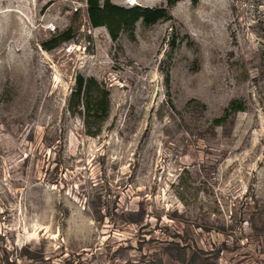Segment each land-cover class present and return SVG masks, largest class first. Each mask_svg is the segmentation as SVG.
Segmentation results:
<instances>
[{
    "label": "rangeland",
    "instance_id": "374dc122",
    "mask_svg": "<svg viewBox=\"0 0 264 264\" xmlns=\"http://www.w3.org/2000/svg\"><path fill=\"white\" fill-rule=\"evenodd\" d=\"M87 9L0 0V264H264V0H180L117 42ZM79 76L110 94L98 135Z\"/></svg>",
    "mask_w": 264,
    "mask_h": 264
},
{
    "label": "trees",
    "instance_id": "16d2710c",
    "mask_svg": "<svg viewBox=\"0 0 264 264\" xmlns=\"http://www.w3.org/2000/svg\"><path fill=\"white\" fill-rule=\"evenodd\" d=\"M166 1L167 8H144L138 5L132 7L118 6L110 0H87V12L91 26L93 28H106L111 39L117 42L122 33H129L133 36L136 25L140 21L145 26H153L160 21L168 20L170 18L169 9L180 0ZM70 40L71 37L64 33L55 36L46 48L48 50L53 49ZM69 107L72 114L83 117L84 125L89 130V134L98 135L100 126L110 114V94L97 80L79 76L77 89L71 95ZM243 111H245V103L239 100L233 101L225 109L223 115L214 121V124L221 126L228 122L233 115Z\"/></svg>",
    "mask_w": 264,
    "mask_h": 264
}]
</instances>
